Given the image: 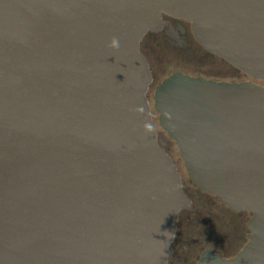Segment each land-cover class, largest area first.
Returning a JSON list of instances; mask_svg holds the SVG:
<instances>
[{
  "label": "water",
  "instance_id": "water-1",
  "mask_svg": "<svg viewBox=\"0 0 264 264\" xmlns=\"http://www.w3.org/2000/svg\"><path fill=\"white\" fill-rule=\"evenodd\" d=\"M163 14L250 79L153 91L190 182L251 214L236 256L199 264H264V0H0V264H167L191 204L147 98Z\"/></svg>",
  "mask_w": 264,
  "mask_h": 264
},
{
  "label": "flooded vegetation",
  "instance_id": "flooded-vegetation-1",
  "mask_svg": "<svg viewBox=\"0 0 264 264\" xmlns=\"http://www.w3.org/2000/svg\"><path fill=\"white\" fill-rule=\"evenodd\" d=\"M161 19L164 22L161 30L146 34L150 38L143 45L145 51L151 53L160 46L174 55L189 58L198 50H204L195 41L188 22L164 14ZM163 148L168 154L166 143ZM181 184L191 208L179 212L167 264H199L202 256L209 252L220 259H232L248 241L247 222L251 214L232 211L215 196L197 189L190 180L188 186H184L182 180Z\"/></svg>",
  "mask_w": 264,
  "mask_h": 264
},
{
  "label": "rangeland",
  "instance_id": "rangeland-1",
  "mask_svg": "<svg viewBox=\"0 0 264 264\" xmlns=\"http://www.w3.org/2000/svg\"><path fill=\"white\" fill-rule=\"evenodd\" d=\"M150 57L151 70L153 74L154 82L148 92L147 98L151 107V114L155 124L156 133L158 138H162L163 142L168 145V154L173 160L177 167V171L181 177L184 186L189 185V179L185 171L183 162L179 156L178 150L175 144L167 137V135L161 130L158 124V114L153 110V91L157 84H159L164 78L169 76L174 72H181L188 76L201 77L209 80L218 81L222 78H233L226 79L223 82H244L250 81L248 77L243 74L234 73L232 68L224 64L223 62L215 59L212 56L206 55L202 52H197L189 58H182L173 53H169L165 50H160L159 48H154L150 53L145 51ZM207 76V77H206ZM210 76V78H208ZM212 77V78H211ZM221 81V80H219Z\"/></svg>",
  "mask_w": 264,
  "mask_h": 264
},
{
  "label": "trees",
  "instance_id": "trees-1",
  "mask_svg": "<svg viewBox=\"0 0 264 264\" xmlns=\"http://www.w3.org/2000/svg\"><path fill=\"white\" fill-rule=\"evenodd\" d=\"M149 36H144V38H143V42H142V44H141V51H142V54L144 55V57L146 58V60H147V62H148V64H149V67H150V70H151V63H150V57H149V55L148 54H146L145 53V50H144V47H143V45L144 44H147L148 42H149ZM159 49L160 50H165L164 48H162V47H160L159 46ZM165 51H167V50H165ZM167 52H169V51H167ZM197 52H202V53H204V54H206V55H209V56H212V55H210L209 53H207L205 50H198ZM197 52H195V53H197ZM169 53H171V52H169ZM194 54V53H193ZM212 57H214V56H212ZM215 59H217V60H219V61H221V62H223L224 64H226L227 66H229V67H231L229 64H227L225 61H222V59H218L217 57H214ZM232 68V70H233V72L234 73H239L240 74V72L238 71V70H236V69H234L233 67H231ZM151 73H152V70H151ZM242 74V73H241ZM153 75V74H152ZM207 77V76H206ZM208 78H210V76L208 77ZM212 78V77H211ZM226 79H234V80H237V78L236 77H233V78H230V77H228V78H222V79H218V81L219 80H223V81H226ZM153 81H154V79H153Z\"/></svg>",
  "mask_w": 264,
  "mask_h": 264
},
{
  "label": "clouds",
  "instance_id": "clouds-1",
  "mask_svg": "<svg viewBox=\"0 0 264 264\" xmlns=\"http://www.w3.org/2000/svg\"><path fill=\"white\" fill-rule=\"evenodd\" d=\"M109 47L112 48V49H114V50H118L119 47H120L119 39L116 38V37H113L111 39L110 43H109ZM137 111H142V109H138ZM145 129L148 132H151V131L154 130L153 127L150 124H146L145 125ZM166 234L169 235V236H174V233L166 232Z\"/></svg>",
  "mask_w": 264,
  "mask_h": 264
}]
</instances>
